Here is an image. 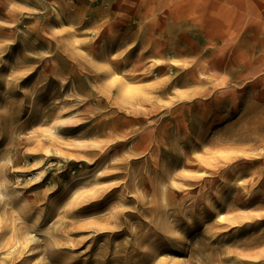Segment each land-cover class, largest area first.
<instances>
[{
    "label": "rangeland",
    "instance_id": "rangeland-1",
    "mask_svg": "<svg viewBox=\"0 0 264 264\" xmlns=\"http://www.w3.org/2000/svg\"><path fill=\"white\" fill-rule=\"evenodd\" d=\"M0 264H264V0H0Z\"/></svg>",
    "mask_w": 264,
    "mask_h": 264
},
{
    "label": "bare ground",
    "instance_id": "bare-ground-1",
    "mask_svg": "<svg viewBox=\"0 0 264 264\" xmlns=\"http://www.w3.org/2000/svg\"><path fill=\"white\" fill-rule=\"evenodd\" d=\"M180 233H181V231H180ZM187 233V232H186ZM188 235V234H187ZM190 235V234H189ZM31 237L32 238H35V239H37V236L36 235H33V234H31ZM42 242V241H41ZM189 242H190V240L188 239V240H186V242L184 243V245H187V244H189ZM172 249V248H171ZM186 249V248H185ZM32 250V249H31ZM178 255V254H177ZM180 256V255H179ZM182 258V257H181ZM32 261V260H31ZM34 262V261H33Z\"/></svg>",
    "mask_w": 264,
    "mask_h": 264
}]
</instances>
